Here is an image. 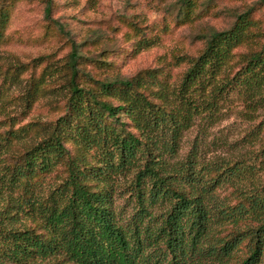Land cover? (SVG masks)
<instances>
[{
  "label": "rangeland",
  "instance_id": "rangeland-1",
  "mask_svg": "<svg viewBox=\"0 0 264 264\" xmlns=\"http://www.w3.org/2000/svg\"><path fill=\"white\" fill-rule=\"evenodd\" d=\"M45 3L0 0V175L22 164L29 142L58 118L70 116L67 135L61 137L67 153L50 171L23 172L12 191L0 188V214L13 216L11 223L0 220V237L12 227L45 235L41 214L62 189L68 158L83 156L86 166L99 167L103 165L99 150L104 132L109 135L113 129L138 136L123 109L110 116L98 104L101 100L112 107L126 104L117 96L120 85L115 79H139L138 91L151 104H163L150 93L162 84L176 89L188 60L200 54L209 35L236 24L243 30L241 39L214 75L223 83L210 79L208 85L194 86L190 93L194 109L174 151L165 153L157 147L154 155L166 170L163 173L187 194L197 195L201 183L214 182L203 196L207 206L229 211L228 206L239 201L250 185L264 186V84L254 80L260 78L258 66L244 73L249 56L260 52L264 44V0H49L48 17ZM72 48L77 56L75 81L94 95L78 106L79 114L66 106L62 95L70 76ZM107 82L113 84L108 90L102 86ZM95 122L108 128L98 133ZM75 125L89 130L93 141L76 136ZM180 165L189 172L173 177L172 168ZM136 169L123 176L102 174L103 182L98 184L87 179L90 188L105 187L121 223L129 221L136 210L129 190ZM190 171L200 175L191 186L184 182L191 179ZM162 206L151 210L156 219ZM148 221L152 225L147 218L143 224ZM216 223L209 231L214 238L241 237L238 250L225 264L239 263L252 247L250 237L241 231L253 229L257 222H233L225 217ZM26 264L73 263L58 256Z\"/></svg>",
  "mask_w": 264,
  "mask_h": 264
},
{
  "label": "trees",
  "instance_id": "trees-1",
  "mask_svg": "<svg viewBox=\"0 0 264 264\" xmlns=\"http://www.w3.org/2000/svg\"><path fill=\"white\" fill-rule=\"evenodd\" d=\"M49 12V0H46V17ZM242 34L243 30L237 24L227 31L212 32L200 54L188 60L176 89L168 90L162 84L150 93L153 99L164 101L163 104H151L138 91L139 79H115L116 85H120L117 96L126 104L112 107L102 100L98 104L110 116L123 109L138 136L130 131L121 135L113 129L109 135L104 132L99 150L103 165L99 167L86 166L83 156L68 158L62 189L53 195L41 214L45 235L18 227L5 229L0 237V264L40 263L58 256H64L73 264H225L238 250L241 241L239 234H232L227 239L209 234L213 223L218 224L225 217L233 222L243 219L257 222L253 229L241 231L250 237L252 247L237 264H264V186L250 185L239 201L228 206L229 211L216 205L207 206L203 196L214 182L201 183L197 195L187 194L181 184L175 185L174 179L169 180V175L163 173L166 170L154 155L157 147L165 153L174 151L179 132L188 126L194 109L190 98L194 86L198 84L200 88L210 84L206 81L215 80L214 75L227 52ZM76 58L75 48H72L68 56L70 76L62 95L66 106L79 114L81 108L78 110V106L94 99V95L75 81ZM249 59L244 73L258 66L260 78L254 80L264 84V44L260 52L252 53ZM215 81L223 83L222 80ZM111 85L110 82L102 84L106 90ZM70 122V116L60 117L48 131L29 142L23 152L22 164L0 175V188L12 191L23 172L50 171L58 158L67 153L61 137L67 135ZM73 128L76 136L93 141L89 130L79 129L76 125ZM106 128L95 122L94 129L98 133ZM135 168L129 190L136 210L129 221L121 223L111 209L105 187L95 185L90 188L87 179L92 178L98 184L103 182L102 174L123 176ZM172 172L174 177L189 170L180 165L172 168ZM192 173L190 180H184L190 186L200 180V175ZM158 205L163 206L156 219L151 210ZM146 218L152 225L149 221L143 224ZM0 220L11 223L13 216L0 214ZM146 248L151 251L145 252Z\"/></svg>",
  "mask_w": 264,
  "mask_h": 264
}]
</instances>
